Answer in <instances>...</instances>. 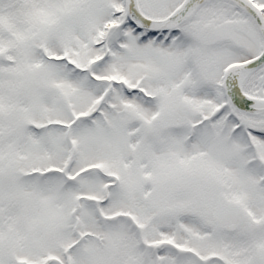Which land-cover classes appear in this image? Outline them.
I'll return each mask as SVG.
<instances>
[{
	"label": "snow or ice",
	"instance_id": "snow-or-ice-1",
	"mask_svg": "<svg viewBox=\"0 0 264 264\" xmlns=\"http://www.w3.org/2000/svg\"><path fill=\"white\" fill-rule=\"evenodd\" d=\"M0 264H264V0H0Z\"/></svg>",
	"mask_w": 264,
	"mask_h": 264
}]
</instances>
